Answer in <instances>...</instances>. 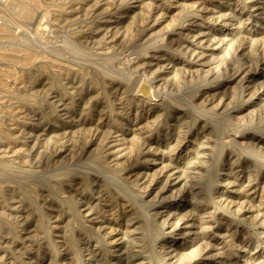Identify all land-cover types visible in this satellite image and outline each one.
<instances>
[{
  "label": "rangeland",
  "instance_id": "rangeland-1",
  "mask_svg": "<svg viewBox=\"0 0 264 264\" xmlns=\"http://www.w3.org/2000/svg\"><path fill=\"white\" fill-rule=\"evenodd\" d=\"M0 33V264H264V0H0Z\"/></svg>",
  "mask_w": 264,
  "mask_h": 264
},
{
  "label": "bare ground",
  "instance_id": "bare-ground-1",
  "mask_svg": "<svg viewBox=\"0 0 264 264\" xmlns=\"http://www.w3.org/2000/svg\"><path fill=\"white\" fill-rule=\"evenodd\" d=\"M20 4H21V2H20ZM31 4L32 3H30L29 5H28V3H24V4H22V8H21V12H22V15L23 16H25V17H27V18H32V16H33V13L35 12L33 9V7H34V4L32 5L33 7H31ZM21 12H20V15H21ZM114 13V12H113ZM35 17H36V15H35ZM174 31V30H173ZM4 33V32H3ZM1 34V33H0ZM5 34V33H4ZM7 34V33H6ZM26 39V38H25ZM74 48V47H73ZM169 48V47H168ZM191 51V50H190ZM7 52V51H6ZM2 53V52H1ZM5 53V52H4ZM9 54H11V53H9ZM13 54V53H12ZM16 54V53H15ZM14 54V55H15ZM7 55V54H6ZM19 55V54H18ZM23 56V55H22ZM10 57V56H9ZM11 58V57H10ZM15 58V57H14ZM17 58H18V56H17ZM20 58V57H19ZM13 59V58H12ZM16 59V58H15ZM53 63V62H52ZM106 64V63H105ZM67 67V66H66ZM109 68V67H108ZM107 70V69H106ZM7 71V70H6ZM81 71V70H80ZM113 74H115V73H113ZM1 75V74H0ZM85 76V75H84ZM119 78V77H118ZM117 78V79H118ZM147 84V83H146ZM140 86V85H139ZM151 87V86H150ZM149 86H147V85H143L142 84V86H140V88H139V91H140V97H141V99L142 98H145L146 97V99H149L151 96H156V95H154V88L152 89V88H150ZM1 89V88H0ZM137 91H138V89H137ZM156 93V92H155ZM157 94V93H156ZM144 97H143V96ZM156 98V97H155ZM147 101V100H146ZM176 101V100H175ZM170 102V101H169ZM191 103V102H190ZM178 104V103H177ZM131 105V104H130ZM191 109V108H190ZM206 114V113H205ZM209 116V115H208ZM231 125V124H230ZM217 127V126H216ZM11 135V134H10ZM204 146V145H203ZM243 148V147H242ZM245 149V148H244ZM248 151V150H247ZM256 152V151H255ZM222 154V153H221ZM220 156V155H219ZM99 158V157H98ZM221 158V157H220ZM200 163H202V162H200ZM199 166H200V164H199ZM7 167V166H6ZM94 168V167H93ZM9 169V168H8ZM19 169V168H18ZM26 171V170H25ZM13 172V171H12ZM198 173V172H197ZM19 174V173H18ZM49 178V177H48Z\"/></svg>",
  "mask_w": 264,
  "mask_h": 264
},
{
  "label": "water",
  "instance_id": "water-1",
  "mask_svg": "<svg viewBox=\"0 0 264 264\" xmlns=\"http://www.w3.org/2000/svg\"><path fill=\"white\" fill-rule=\"evenodd\" d=\"M144 85H146V84H144ZM148 86V85H147Z\"/></svg>",
  "mask_w": 264,
  "mask_h": 264
}]
</instances>
